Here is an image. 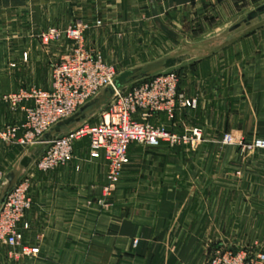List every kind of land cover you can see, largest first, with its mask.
<instances>
[{
	"label": "crops",
	"instance_id": "1",
	"mask_svg": "<svg viewBox=\"0 0 264 264\" xmlns=\"http://www.w3.org/2000/svg\"><path fill=\"white\" fill-rule=\"evenodd\" d=\"M154 2L163 19L177 24L191 9L203 20L202 33L218 32L186 42L191 51L172 67L179 70L180 91L197 103L183 110L187 116L179 123L200 126L206 134L210 129V184L171 181L169 175L182 171L165 162L170 156L162 144L158 150L134 145L106 206L101 199L107 165L90 158L87 141L77 143L69 164L50 171L35 168L39 155L23 167L27 150L0 141V168L30 181L33 204L24 219L25 240L40 247L38 256L25 257L0 242V264H205L216 248L264 240V152L216 148L230 129L247 131L249 124L264 129V15L232 30L264 0ZM150 17L154 20L151 0H0V128L25 116L2 96L29 86L49 88L52 67L68 50L66 39L44 45L41 31L101 20L88 32V44L120 51ZM218 176L221 181L215 182ZM232 191L239 193L237 200L229 199Z\"/></svg>",
	"mask_w": 264,
	"mask_h": 264
},
{
	"label": "built area",
	"instance_id": "2",
	"mask_svg": "<svg viewBox=\"0 0 264 264\" xmlns=\"http://www.w3.org/2000/svg\"><path fill=\"white\" fill-rule=\"evenodd\" d=\"M101 25V20L93 23L76 20L67 27L53 26L39 33L44 45L66 39L68 50L54 63L49 88L29 86L2 96L12 111L22 110L25 116L22 121L0 128V141L22 150L43 144L44 149L34 161L39 171L69 164L76 158L77 143L87 141L90 158L103 160L107 165L101 201L110 206L107 200L117 190L131 162L132 146L157 147L163 142L174 144L190 140L188 135L155 125L152 118L165 115L171 121L179 109L194 106L195 101L180 91V75L176 71L157 74L133 87L117 88L116 66L87 42L88 32ZM107 87H113L114 93L98 123L83 119L55 139L44 140L47 132L78 113ZM194 134L201 139L199 129H195ZM254 146L264 148V139L257 138ZM5 180L6 172L0 168V188ZM32 204L30 181L24 178L13 188L0 210V242L18 249L25 257H36L40 253L39 246L25 240L28 225L24 219ZM249 254L245 250L220 247L205 264H264L263 252H257L252 259L248 258Z\"/></svg>",
	"mask_w": 264,
	"mask_h": 264
},
{
	"label": "rangeland",
	"instance_id": "3",
	"mask_svg": "<svg viewBox=\"0 0 264 264\" xmlns=\"http://www.w3.org/2000/svg\"><path fill=\"white\" fill-rule=\"evenodd\" d=\"M184 13L185 14H182L181 16L180 21H177V24L173 22L171 17L170 18L164 17V19L161 17L162 21L170 29L176 32L179 35V38L183 42L185 43L197 42L198 40L210 38L214 36L216 33H218L216 31H213L211 28L210 31H205L202 33L203 20L198 19V17H194V12L191 11V9L185 10ZM149 21L150 22L148 24L144 23L143 25L144 27L141 28L142 31L138 33V35L135 34L136 37L129 44L128 48H123L120 51L117 48L115 49V47L111 49L109 48L107 50L106 48H98L103 53L104 56L106 54L105 57H107L109 62L113 63L116 66L119 74L126 70L145 66L149 63H154L167 56L174 55V53L176 52L182 51L183 47L179 40H175L169 34L161 30L151 17ZM211 25L212 24H210V27H212ZM167 71H176L179 73V70L176 67L169 69L160 68L158 70H155L152 76ZM145 79L147 78L136 79L129 82L127 85L128 87H133L135 85L140 84ZM110 98L111 95L108 98H106L101 104L90 108L85 119L92 124L98 123L101 120L103 111L107 109ZM187 98L190 99L189 97ZM190 100L193 101L194 99L191 98ZM196 106L197 103L195 101L194 106L183 107L179 109L173 120L170 121L165 117L163 118L165 120L155 121L156 118H154L153 123L168 131L177 132L181 135L185 134L188 135V137H190V140H188L187 143H184L183 141L174 144L170 142L162 143L163 151L169 153L168 155L170 156V158L168 160H165V162L169 163L172 167L177 168V171L180 172L182 171L181 176L169 175V179L172 178L171 181L174 182V180H177L179 178L180 180H182L183 184L189 185L190 182L193 181L195 183L197 182L198 185L206 186L210 184V137H208L210 136V129H208L206 134L204 129L200 126H190V125L180 124L181 120L185 119V116H187V114L183 112V110ZM177 114H178V118L176 120ZM69 129L71 128L70 127L67 128L66 131H68ZM195 129H199V131H201L202 134L201 139H198L197 136H195L194 134ZM262 130L264 131L262 127H258V128L250 127L249 124L247 127V131H245V129H240V128H235L225 131V133L221 134L222 138L219 144L216 145L217 151L223 152L228 147H234L237 150V152H240L243 155H255L257 153L264 152V148L259 149L254 146V141L257 138L264 139ZM142 147H147V146H142ZM147 148L149 149L153 148L158 150L157 149L158 147H147ZM198 154L200 156L196 157V155ZM219 163H221V161H215L216 165ZM191 168H197L199 172L190 173L189 172L190 170L188 169ZM206 170H208V172H206ZM240 174H241L240 171L236 170L235 175L239 176ZM215 179H216L214 180L215 182L217 180L221 181L220 176L216 177ZM238 196H239L238 192L232 191L230 193L229 199L234 201L238 199ZM234 213L235 211L232 209L231 211L232 217L234 216ZM243 245L244 246H242L239 249L237 247L235 248L226 247V248L232 249L234 251H239V250L248 251L250 253L248 258L251 259L255 258L257 252L264 253V240L254 241L251 242L250 244L243 243ZM248 247H253V248H248ZM210 257L211 254L205 259V263L208 262Z\"/></svg>",
	"mask_w": 264,
	"mask_h": 264
},
{
	"label": "water",
	"instance_id": "4",
	"mask_svg": "<svg viewBox=\"0 0 264 264\" xmlns=\"http://www.w3.org/2000/svg\"><path fill=\"white\" fill-rule=\"evenodd\" d=\"M152 3V9H153V16L156 25L169 34L172 38L179 40L182 42V45L184 46V50L181 52H176L174 55L167 56L159 61H156L154 63H149L145 66L137 67L134 69L126 70L122 73H120L115 81V86L117 88L126 86L129 82L136 80V79H142V78H148L153 75V72L155 70H158L160 68L164 69H169L175 66L177 63L182 62L185 58H187L188 53L191 51L190 45L187 43L183 42L180 38L179 35L174 32L172 29H170L161 19L155 2L154 0H151ZM264 15V5L256 8L255 10L251 11L240 21L238 24L234 25L232 27V30H235L239 28L242 24H251L254 20L256 19H263ZM114 93V88L113 87H107L106 89L103 90V92L87 103L84 107L81 108V110L76 113L75 115L59 122L51 131L47 132L44 136V140H53L55 139L58 135H60L63 132V129L72 124V123H77L80 122L81 120L85 119L87 116V111L95 107L99 104H101L106 98H108L110 95ZM43 149V144L40 145H35L29 148L22 158L21 165L23 167H28L32 163V161L42 152ZM7 181V182H6ZM20 182V178L15 172H10L6 174V180L2 187L0 188V210L4 203L6 202V199L8 195L11 193L13 188Z\"/></svg>",
	"mask_w": 264,
	"mask_h": 264
}]
</instances>
